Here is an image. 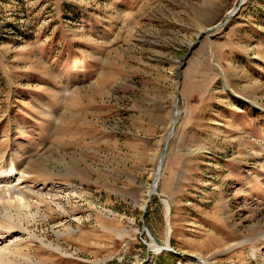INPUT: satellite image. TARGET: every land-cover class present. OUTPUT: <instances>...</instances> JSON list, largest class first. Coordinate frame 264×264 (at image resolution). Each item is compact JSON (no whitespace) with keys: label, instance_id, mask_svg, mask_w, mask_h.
Returning <instances> with one entry per match:
<instances>
[{"label":"rangeland","instance_id":"1","mask_svg":"<svg viewBox=\"0 0 264 264\" xmlns=\"http://www.w3.org/2000/svg\"><path fill=\"white\" fill-rule=\"evenodd\" d=\"M12 168L65 211L12 264H264V0H0Z\"/></svg>","mask_w":264,"mask_h":264},{"label":"bare ground","instance_id":"2","mask_svg":"<svg viewBox=\"0 0 264 264\" xmlns=\"http://www.w3.org/2000/svg\"><path fill=\"white\" fill-rule=\"evenodd\" d=\"M177 117L178 115L174 117L173 120H176ZM162 163L163 158L160 160L161 171ZM44 168L45 167L42 168V173H46L44 172ZM161 171L159 172L158 170L156 181L154 183L157 184V188L158 182L161 180ZM27 177V174L24 175L18 173L16 168H12L9 171H3L0 174V264H12V258L19 257L24 247L30 248L32 246L29 233L30 226L41 220L44 221L48 217L41 211L40 203H45L47 209H49L50 212H53L54 209L52 205L57 203V197L60 198L61 193L52 194L44 191V189L36 191L29 187L25 184V179ZM45 185L46 184H44V186ZM154 190L155 185L152 191ZM149 196L151 197L152 194H149ZM34 198H37L38 202H35ZM56 205L61 211H64L63 207L58 203ZM78 221L79 223L82 222L79 219ZM18 231L20 233H17ZM71 232H73V230L70 227H66L65 232H62V234ZM13 233H17V235H15L16 238L14 239L12 236L7 241L6 238ZM62 234L59 232L58 236H62ZM23 236H26L27 238L21 239ZM153 243L156 245L155 241H153ZM58 249L59 251L61 250L60 247H58ZM192 264L200 263L194 261Z\"/></svg>","mask_w":264,"mask_h":264},{"label":"water","instance_id":"3","mask_svg":"<svg viewBox=\"0 0 264 264\" xmlns=\"http://www.w3.org/2000/svg\"><path fill=\"white\" fill-rule=\"evenodd\" d=\"M220 26H218V27H215V28H211L210 30H208L207 32H205V33H203L200 37H202L203 35H210V33H213V32H215L218 28H219ZM199 37V38H200ZM198 38V39H199ZM188 55H189V53L182 59V66H181V69H180V74H181V72H182V69H183V67L185 66V64H186V60H187V58H188ZM176 108H177V106H176ZM176 113H177V110H176ZM173 123H174V121H173ZM171 135V134H170ZM166 149V148H165ZM163 157H164V154H163ZM159 172L161 171V167H159ZM159 180V179H158ZM155 185V190L154 191H152L150 194H152V195H154V194H156L157 193V184H154Z\"/></svg>","mask_w":264,"mask_h":264}]
</instances>
